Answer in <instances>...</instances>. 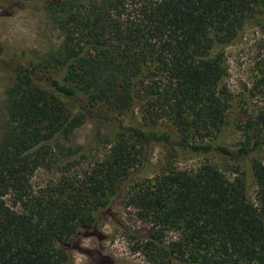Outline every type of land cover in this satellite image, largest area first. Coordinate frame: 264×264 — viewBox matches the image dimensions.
Masks as SVG:
<instances>
[{"label": "trees", "instance_id": "1", "mask_svg": "<svg viewBox=\"0 0 264 264\" xmlns=\"http://www.w3.org/2000/svg\"><path fill=\"white\" fill-rule=\"evenodd\" d=\"M3 4L44 10L60 42L47 58L0 43V264H75L121 196L150 224L137 249L151 264H264V110L223 142L224 49L264 28V0ZM153 144L204 161L148 176ZM42 169L53 177L35 187Z\"/></svg>", "mask_w": 264, "mask_h": 264}, {"label": "rangeland", "instance_id": "2", "mask_svg": "<svg viewBox=\"0 0 264 264\" xmlns=\"http://www.w3.org/2000/svg\"><path fill=\"white\" fill-rule=\"evenodd\" d=\"M60 35L44 10L31 7L14 8L8 14L0 0V43L11 49L28 50L33 56L47 58L58 48ZM227 74L224 83L234 96V119L227 130L223 142L235 146L245 139V124L255 120L264 110V28L252 27L245 31L240 42L224 49ZM5 74L0 73V104L5 97ZM92 126L85 123L75 131L74 140L82 143ZM250 132V131H249ZM101 150V148H100ZM258 158L264 160V150ZM204 159L197 156L171 157L163 147L153 144L150 153L152 168L148 176L170 167L195 169ZM228 177H233L234 165L229 161L215 162ZM53 174L38 170L32 183L40 187L51 180ZM254 188H251V194ZM148 220H140L136 210L128 205L124 196L111 206L110 212L100 217L98 230L100 237L83 240L82 249L74 255L75 264H151L137 248L142 235L148 231ZM167 238L175 233L168 232Z\"/></svg>", "mask_w": 264, "mask_h": 264}]
</instances>
